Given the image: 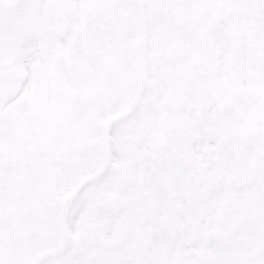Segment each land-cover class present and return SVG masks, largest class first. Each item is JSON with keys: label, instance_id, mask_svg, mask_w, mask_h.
Instances as JSON below:
<instances>
[{"label": "rangeland", "instance_id": "rangeland-1", "mask_svg": "<svg viewBox=\"0 0 264 264\" xmlns=\"http://www.w3.org/2000/svg\"><path fill=\"white\" fill-rule=\"evenodd\" d=\"M54 1L0 0V59L12 61L11 76H0V200L14 190L23 207L14 235L1 239L0 264H149L151 253L166 257L176 249L175 237L198 245L190 250L193 264H264V143L251 137L264 124L258 71L234 86L219 115L188 110L184 73L167 64L179 55L173 15L150 13L154 0ZM138 78L144 83L131 106ZM87 95L82 111L74 100ZM61 97L70 102L56 118ZM14 98L21 104L10 111ZM202 138L233 154L235 171L205 162L210 147L193 146ZM29 143L37 148L35 170L24 165ZM223 181L235 201L220 196ZM100 192L121 201L100 209ZM140 195L145 204L127 257L130 204Z\"/></svg>", "mask_w": 264, "mask_h": 264}, {"label": "flooded vegetation", "instance_id": "flooded-vegetation-1", "mask_svg": "<svg viewBox=\"0 0 264 264\" xmlns=\"http://www.w3.org/2000/svg\"><path fill=\"white\" fill-rule=\"evenodd\" d=\"M154 1L150 13H170L176 18L171 42L184 73L182 89L190 101L188 110L206 107L219 115L225 110L227 100L236 93L235 89H239L234 86L245 85L242 78L253 73L252 62L257 61L260 65L257 75L263 79L258 91L260 115L257 118L264 119V0ZM140 14L142 18V10ZM146 28L153 36L148 24ZM140 29L146 34L144 28ZM139 47L138 40V54ZM257 130L260 136L257 137L258 132L252 133V141L259 139L264 143V124L258 122ZM30 145L25 149L24 165L34 167L28 170H35L39 163L37 167L35 160L31 166L26 163ZM73 150L69 147L65 153Z\"/></svg>", "mask_w": 264, "mask_h": 264}, {"label": "bare ground", "instance_id": "bare-ground-1", "mask_svg": "<svg viewBox=\"0 0 264 264\" xmlns=\"http://www.w3.org/2000/svg\"><path fill=\"white\" fill-rule=\"evenodd\" d=\"M57 2V0L54 1V3ZM57 8L54 6L53 4V11H54V17H56V15L58 14V11H56ZM86 26V24H83ZM57 28L54 30L56 32ZM83 30V29H82ZM86 32V29H84ZM45 39H49V36H45ZM66 44H68V41H66ZM255 51H257V49H255ZM169 61L167 62V64L169 65L170 63H172V69L175 72V74L179 73V68H180V59L177 56H173L170 57L168 59ZM50 68H55V64L54 62L51 61L50 63ZM252 68L254 71H259L260 70V65L258 64L257 61L252 62ZM75 72L71 69H69V76L72 80V82L74 83L76 77H75ZM174 96L176 95V93H178V89H174ZM90 95V93L88 94ZM87 96L82 97L80 99H75L74 100V105L79 107L82 106V111L86 110V101H87ZM70 101L65 98V97H61L58 100V104L55 105V107H53V112H54V116L56 118H60V117H65L66 116V103H69ZM76 109V108H75ZM163 112V107L161 106L159 109H157V115H160ZM147 122H149V119L147 120ZM160 131V129H159ZM233 142V141H232ZM217 140L216 139H208V138H202L200 140H198L197 142L194 143V147H196L199 150H202L206 147L209 146L210 147V151L211 154L210 155H205L204 153L201 155L204 157L205 162L207 163H212L214 170L215 171H235V160H234V155L233 154H222L220 148L217 146ZM247 149H245L246 151ZM237 153H242V149L241 147H238L236 149ZM251 154V153H250ZM216 155V156H215ZM115 154L112 153V157H114ZM223 159L222 161H219V159ZM224 181H223V185L220 186L218 189L220 196H222L224 199L228 198V203L231 201H235L236 198H233V196L229 195V191L228 188L226 187V185L224 186ZM137 186L140 187V181H138ZM124 195H127L126 192H123ZM144 196L140 195L139 198L136 201H133L130 205L132 207V217H131V224L132 227L131 228H127V232L125 235V239L127 241H129V246H128V253H127V257L132 255V251H134V249L132 248V239L134 238V232L137 231V224H138V220L140 218V212H142L144 204H145V200H144ZM1 200L4 201H8L6 203L7 208L3 207V204L1 202ZM0 200V244H1V239L6 238L9 236L14 235V221L16 220V217L18 218L19 216V211L22 210V205L20 204L21 202L19 201V197L17 196V193L13 192L9 195V196H4L3 198ZM85 201H80L81 206H79V212L82 213L84 211V204ZM230 215H231V220H230V225L232 226V222L234 221L235 217H236V212H234V210L229 211ZM117 219V217H116ZM75 218L70 220V224L68 226L69 230L72 231V228L75 225ZM119 229H122V226L119 227ZM113 233L114 229L111 230ZM209 237H207L206 242L201 243L204 246H207L208 241L210 239H208ZM17 241V240H16ZM175 242V246L176 249L172 250L171 252H169L166 257L163 256H159L158 253H151L150 254V258L148 259V263L149 264H193V260H192V253L190 254V250H196L198 249V245L193 241V240H188V238L183 239V241H180L179 237H175L174 239ZM12 243H14V241H12ZM183 244V245H181ZM131 249V250H130ZM87 259V258H86ZM242 261V260H241ZM80 261L78 260L77 263H79ZM128 262V260H127ZM240 262V261H239ZM238 264H243L244 262H240ZM130 264V263H129Z\"/></svg>", "mask_w": 264, "mask_h": 264}, {"label": "water", "instance_id": "water-1", "mask_svg": "<svg viewBox=\"0 0 264 264\" xmlns=\"http://www.w3.org/2000/svg\"><path fill=\"white\" fill-rule=\"evenodd\" d=\"M7 63L6 60H2L0 62V67H4V65ZM2 75H5V72H2ZM139 82L138 81V87H139ZM20 104L19 100H15L13 102H11L9 104L11 109L16 108L18 105ZM32 162V151L30 152V155L28 156L27 159V163H31ZM121 201V197L120 196H106L103 193H99L97 194V196L95 197V204L96 206L100 207V208H109V207H113L114 205H116L117 203H119Z\"/></svg>", "mask_w": 264, "mask_h": 264}]
</instances>
